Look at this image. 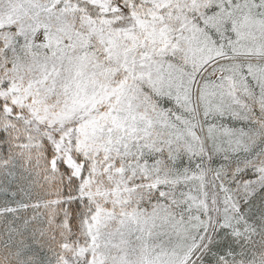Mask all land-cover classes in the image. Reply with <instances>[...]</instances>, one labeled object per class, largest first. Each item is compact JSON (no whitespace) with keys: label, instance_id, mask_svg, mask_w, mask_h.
<instances>
[{"label":"snow or ice","instance_id":"1","mask_svg":"<svg viewBox=\"0 0 264 264\" xmlns=\"http://www.w3.org/2000/svg\"><path fill=\"white\" fill-rule=\"evenodd\" d=\"M0 264H264V0H0Z\"/></svg>","mask_w":264,"mask_h":264}]
</instances>
